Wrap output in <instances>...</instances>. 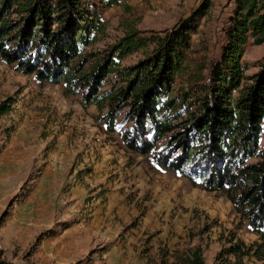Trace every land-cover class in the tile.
<instances>
[{
	"label": "rangeland",
	"instance_id": "374dc122",
	"mask_svg": "<svg viewBox=\"0 0 264 264\" xmlns=\"http://www.w3.org/2000/svg\"><path fill=\"white\" fill-rule=\"evenodd\" d=\"M104 8L105 29L89 50H105L133 27L142 35L170 29L204 0H121ZM234 0H210L191 35V72L216 61ZM144 51L126 55L131 65ZM264 57V43L248 39L242 57L246 81ZM86 68V66L84 67ZM109 88L103 83L100 90ZM0 250L19 264H180L200 248L204 264H260L258 235L222 191H209L151 155L127 149L118 131L83 107L81 94L24 74L0 58ZM122 116L116 118L124 128ZM258 149L264 150V119ZM164 140H161L159 146ZM258 158H250L255 161ZM241 241L237 254L228 251Z\"/></svg>",
	"mask_w": 264,
	"mask_h": 264
},
{
	"label": "trees",
	"instance_id": "16d2710c",
	"mask_svg": "<svg viewBox=\"0 0 264 264\" xmlns=\"http://www.w3.org/2000/svg\"><path fill=\"white\" fill-rule=\"evenodd\" d=\"M121 3L128 10L121 0H0V58L39 81L63 83L65 94H81L83 107L107 109L99 119L131 152L222 191L258 235L253 255L264 264V150L258 149L264 57L249 82L242 63L248 39L264 43V0H234L208 76L202 63L177 88L175 79L188 69L191 35L210 0L170 29L144 36L130 27L105 50H89L105 29L103 9ZM138 50L142 58L121 65ZM105 82L109 88L100 90ZM9 102L0 103V115L9 112ZM118 116L124 128L115 124ZM242 248L238 241L228 251L237 255ZM0 264L19 263L0 250ZM180 264H204L201 249Z\"/></svg>",
	"mask_w": 264,
	"mask_h": 264
}]
</instances>
